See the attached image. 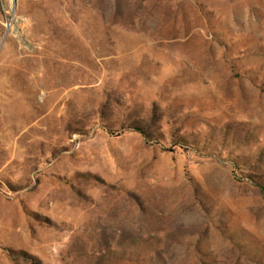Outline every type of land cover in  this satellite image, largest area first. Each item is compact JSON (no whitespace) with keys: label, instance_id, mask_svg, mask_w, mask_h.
Segmentation results:
<instances>
[{"label":"rangeland","instance_id":"obj_1","mask_svg":"<svg viewBox=\"0 0 264 264\" xmlns=\"http://www.w3.org/2000/svg\"><path fill=\"white\" fill-rule=\"evenodd\" d=\"M264 0H0V264H264Z\"/></svg>","mask_w":264,"mask_h":264},{"label":"trees","instance_id":"obj_2","mask_svg":"<svg viewBox=\"0 0 264 264\" xmlns=\"http://www.w3.org/2000/svg\"><path fill=\"white\" fill-rule=\"evenodd\" d=\"M259 185H260V187H261L262 192L264 193V186L261 185V184H259Z\"/></svg>","mask_w":264,"mask_h":264}]
</instances>
